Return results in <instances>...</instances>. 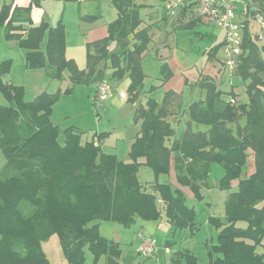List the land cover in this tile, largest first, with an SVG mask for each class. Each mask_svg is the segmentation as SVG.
Here are the masks:
<instances>
[{
  "label": "trees",
  "instance_id": "1",
  "mask_svg": "<svg viewBox=\"0 0 264 264\" xmlns=\"http://www.w3.org/2000/svg\"><path fill=\"white\" fill-rule=\"evenodd\" d=\"M69 1L76 0H63ZM105 1L114 6L117 17L105 38L86 45L84 71L64 56L61 22L54 27L45 22L33 25L25 18L20 21L29 10L11 12L10 5H3L0 29L7 41L25 51L29 69L44 65L40 42L46 36L53 79L67 70L72 84L90 85L102 80L106 67L116 81L127 74L131 102L143 93L140 59L150 37L140 11L146 3ZM252 1L264 17V0ZM85 18L91 22L95 17ZM162 19L168 20L166 14ZM199 21L195 18L191 27V22L185 26L194 29ZM256 37L244 28L242 54L233 73L243 80L244 95L235 90L224 93L211 77L201 76L195 86L205 97L187 107L173 104L178 97L171 91L163 94L161 102L148 98L146 106L134 111L140 129L128 162L104 153L94 141L83 142L77 127L61 132L50 119L57 97L43 94L25 102L23 88L3 80L11 60L2 61L0 93L9 104L0 106V151L5 159L0 167V264H47L41 243L54 234L69 264H83L85 249L93 264L101 259L103 264H120L119 244L99 234L103 221L128 228L137 218L158 221L163 214L171 234L185 230L194 234L196 215L180 189L157 181L144 186L137 179L140 165L157 178L170 173L172 161L177 184L189 188L198 201L203 199L201 189L210 186L212 164L224 172L220 189L230 190V183L238 181L225 201L224 221L208 219L218 230L217 243L208 251L210 264H264V48L257 45ZM221 46L223 42L209 52L210 59H215ZM168 70L163 69L164 74ZM174 108L186 118L178 138L172 126L178 120ZM249 158L254 171L243 178ZM164 244L169 248L172 243ZM172 264H198V259L184 251L176 254Z\"/></svg>",
  "mask_w": 264,
  "mask_h": 264
},
{
  "label": "rangeland",
  "instance_id": "2",
  "mask_svg": "<svg viewBox=\"0 0 264 264\" xmlns=\"http://www.w3.org/2000/svg\"><path fill=\"white\" fill-rule=\"evenodd\" d=\"M76 1L52 0V2L44 3L43 6L48 17L53 15L56 18L66 12L64 56L67 50V55L75 57L77 61H82L85 52L81 51L80 53V45L85 46L89 40H94V38H105L108 35V26L112 20L116 19L117 12L114 6L106 1H84L79 4ZM145 1L149 2L150 8H155V10L152 12L142 11L143 14L142 12L140 14L143 25L149 29L150 41L140 59L143 93L134 97L131 102L127 100L130 86L128 75L125 74L121 80L116 81L112 78L113 71L109 67L104 68L101 81L90 85L72 84L67 70L62 72L61 77L51 78L46 56V36L40 42V48L45 54V62L39 69L25 67L21 50L15 49L11 53L13 61H11L9 75L13 84L23 88L25 102H32L43 94L56 96L50 119L61 132L70 127H77L81 132L83 142L94 141L104 153L113 154L124 162L129 161L128 154L132 137L140 128L134 122L135 109L146 106V101L150 97L161 102L165 89L172 86L185 71L187 73L200 72L201 74L205 70L207 75H209V71H213L216 76H219V78H214L221 79L222 86H225L222 89L223 92L229 93L235 89L236 93L244 95L242 93L243 80L237 75L230 76L229 71L223 65V46L216 53L215 59H210L209 56V52L212 53V49L224 41L225 33L214 25H204L200 21L194 29L187 28L185 26L187 21L191 22V27L194 23L192 21L196 18L191 9L187 11L189 16L163 20L160 15L163 16L165 2L160 0ZM33 2L36 4L35 1ZM247 3L255 9H259L257 3L252 0H248ZM79 10L82 11L81 14L85 11L93 12L95 15L91 22L85 20L87 18L81 15L80 29V22L77 20ZM56 21L54 26L57 24ZM248 30L253 33H261L260 27L255 22L249 24ZM4 40L7 41L4 30L0 29V41ZM255 41L260 47L264 45V37L261 41L256 37ZM167 68L169 70L164 74L163 69ZM104 82L110 86L112 95L102 104L101 108H98L93 104V97L97 91L96 88ZM120 93H123L124 97H121ZM184 99L186 102H199L201 100L200 89L196 86H193L191 90L186 89ZM179 102L180 100L177 99L173 101V104ZM8 104L0 93V106H8ZM62 138L61 134L60 140ZM4 164L5 159L0 151V167ZM252 166L253 161L249 158L243 178L247 176V172ZM222 174V168L214 164L212 169L213 187L202 193L205 201L209 204L188 196L187 204L194 209L196 215L197 229L194 234L188 230L171 234L170 225L163 214L158 221H143L137 218L134 224L128 228L109 221L99 222V234L119 244L122 251L120 264H172L176 254L184 251L191 252L198 259V264H210L208 251L210 246L217 243L218 231L208 223V218L213 216L224 220L225 198L228 194L217 186ZM137 179L144 186H149L155 181L170 182L169 175H159L156 178L153 172L144 165L139 166ZM138 234L153 237L158 241L160 248L156 256L145 259L139 254ZM166 240H170L172 243L168 253L165 252L164 247ZM41 250L45 254L47 264H69L64 257L56 234L41 243ZM84 255L83 264H93L92 255L87 249H85ZM98 264H103V259Z\"/></svg>",
  "mask_w": 264,
  "mask_h": 264
},
{
  "label": "built area",
  "instance_id": "3",
  "mask_svg": "<svg viewBox=\"0 0 264 264\" xmlns=\"http://www.w3.org/2000/svg\"><path fill=\"white\" fill-rule=\"evenodd\" d=\"M192 10L202 22L214 25L225 33L223 44V65L233 75L242 54L244 28L255 22L261 33L258 40H263L264 17L258 9L250 6L246 0H166L163 10L166 16L174 19L181 11ZM264 48V45L262 46ZM112 95L108 83H101L93 97L95 107L101 108ZM124 97L123 93H120ZM139 254L145 259L156 256L159 251L158 241L150 236L138 234ZM167 251V250H166Z\"/></svg>",
  "mask_w": 264,
  "mask_h": 264
},
{
  "label": "crops",
  "instance_id": "4",
  "mask_svg": "<svg viewBox=\"0 0 264 264\" xmlns=\"http://www.w3.org/2000/svg\"><path fill=\"white\" fill-rule=\"evenodd\" d=\"M33 1H35L36 4H34ZM84 1H97V0H77L76 2L79 4L80 2H84ZM101 1H105V0H101ZM47 2H52V0H0V4H1L0 9L3 7V5H10L12 7L11 12H13L14 8L23 9V10H26L27 9V10H29L28 15L26 16V15L21 14L20 15V21H25V19H27L29 21V23H31L33 25H39L40 23L45 22L49 27H54L55 20H57L56 21L57 23H60L61 22L63 25H66V18H65L66 12L63 13L61 16H58L56 18H54L53 15H50L49 17L47 16V11L45 10V8L43 6L44 3H47ZM106 2H108V1H106ZM144 3H146L145 4L146 7L142 8L141 11H140V13L142 11L143 12H145V11L152 12L153 10H155V8H150V3L149 2H146L145 1ZM152 5H154V4H152ZM81 12L82 11H80L78 13V18H77V20H79V22H80L79 23V29H80V24L82 23L81 20H80L81 19V15H84L83 17H95V15L93 14V12H85V11H83V14H81ZM143 12H142V14H143ZM185 15L189 16L187 14V11H185L184 14H182V11H181L178 14L177 18H179V17H185ZM193 15L195 16V14H193ZM164 16H165V12L163 10V16L160 15L161 19ZM188 22L189 21H187V23ZM200 22L201 23H204L201 20H200ZM83 24H86V23H83ZM88 24H91V23H88ZM204 25H208V24L207 23H204ZM100 39H102V38H99V39L98 38L97 39L94 38V40H89V42H87L85 44V46L84 45H80V48H79L80 53H81V51H84L85 52L84 58H83L82 61L81 60L80 61H77L75 57H73L71 55H67L66 54L67 50L65 52L66 59L69 60V61H72L75 64V66L77 67L78 70L84 71L86 69V45L88 43H91V42H94V41H97V40H100ZM15 49L21 50L20 52H21V54L23 56L25 67H27L26 66V62H25V51L22 50L21 48H19L16 45V43L9 42V41H5V40L4 41H0V63L2 61H5V60H11L13 58L11 53ZM263 57H264V53H263ZM11 61H13V59ZM208 73H209L210 76L213 77V78L212 77L211 78L216 82V84L218 85V88L220 90H222L223 87H225V86H222V83L220 82L221 79L220 80L215 79L216 77L219 78V76H216V73L213 72V71H209ZM201 75L202 76L210 77L209 75H207L205 73V70L203 72H201V74H200V72L199 73H197V72L196 73H192V72L187 73V71H185L183 73L182 77L178 78L172 86H170L169 88L165 89V91L163 92V94L165 92H170V91L173 92L178 97V99L180 100L179 106H181V107H185L186 106L187 107L192 102H186L185 101V99H184V97H185V90L188 89V88L191 90V88L193 86H195V83L199 80V78L201 77ZM3 80L6 83H10V84H13L14 83V82H12V79L10 78V75L9 74L3 76ZM13 85H15V84H13ZM15 86H18V85H15ZM232 88H234V87H232ZM232 90H235V89H232ZM224 92L226 93V91H224ZM200 95H201V100H202L205 97V93L200 90ZM224 96H223V98L225 99L226 98V95H224ZM162 98H163V96H162ZM174 112L177 113L178 120L175 123H172V126L176 130V138H178L180 136L181 132L184 131V129H185L186 118H185V115H183L181 112H179V109L174 108ZM137 124L139 125V123H137ZM135 135L132 137V140L135 137ZM213 165L214 164H212L211 169H210V181H209V185L210 186H209V188H202L201 189V194L203 193V191H206L207 192V191H209L213 187V182H212V169H213ZM253 171H254V165L252 166V168L250 170H248L247 176L250 175L251 173H253ZM223 174H224V172H223ZM223 174L221 175V177L218 180V184H217L218 187L220 186L219 185V181L223 177ZM168 175H169V181H170L168 184L172 185L173 187H176V188L180 189L182 191V193L185 195V197L187 198V200H188L189 197L190 198L193 197V195H192L191 191L189 190V188H187V187H183L182 188V187H180L177 184L176 177H175V173H174V170H173V161L171 162V170H170V173ZM158 183H160V182H158ZM160 184H165V183H160ZM237 186H238V181L237 180L236 181H232L230 183V190H225V191L229 194L230 192L235 191L237 189ZM228 194H227V196H228ZM227 196L225 198V201L227 199ZM202 197H203L202 200L205 203L209 204L208 202L205 201L203 194H202ZM224 209H225V206H224ZM210 217H213V216H209V218ZM213 218H218L221 221H224V220H222L219 217H213ZM165 252L168 253L169 252V248H166L165 247ZM209 263H210V261H209Z\"/></svg>",
  "mask_w": 264,
  "mask_h": 264
}]
</instances>
